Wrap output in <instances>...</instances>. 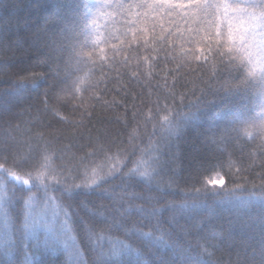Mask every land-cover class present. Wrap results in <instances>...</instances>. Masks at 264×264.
<instances>
[{"label":"trees","instance_id":"trees-1","mask_svg":"<svg viewBox=\"0 0 264 264\" xmlns=\"http://www.w3.org/2000/svg\"><path fill=\"white\" fill-rule=\"evenodd\" d=\"M131 2L0 0V184L10 192L13 174L34 172L47 141L56 150L50 163L74 182L91 178L90 169L82 177L81 158L92 151L101 177L71 191L54 184L60 210L41 204L33 185L26 229L18 204L7 217H17L14 231L0 216V264H75L70 237L82 246L81 264H264V169H247L249 149L225 127L235 118L260 122L261 83L226 97L208 80L210 65L192 60L177 73L169 47L151 35L150 51L97 47L126 29L118 3ZM137 63L144 74L134 79ZM230 154L247 170H230ZM217 173L226 187L208 186Z\"/></svg>","mask_w":264,"mask_h":264},{"label":"snow or ice","instance_id":"snow-or-ice-1","mask_svg":"<svg viewBox=\"0 0 264 264\" xmlns=\"http://www.w3.org/2000/svg\"><path fill=\"white\" fill-rule=\"evenodd\" d=\"M118 7L127 13L126 29L119 35L111 33L107 41L98 40L97 47L100 43H106L111 45L114 53H122L125 46L131 47L132 44H136L138 48L150 51L151 41L148 37L151 35L152 41H159L169 47L171 60L176 62L177 73L194 60L198 67L210 65L208 80H215L226 97L250 89L254 81L261 83L260 91L264 96V0H132L127 5L118 3ZM150 17L151 28L148 27ZM165 20L168 27H165ZM157 26L160 28L159 33L155 31ZM113 40L116 43H112ZM100 51L103 52L104 49L101 48ZM100 59L103 61L107 56ZM130 60V56L126 57L123 64L127 67ZM143 63L148 65V72L151 74L152 58L144 56ZM141 68V63L135 65L130 73L132 78L139 79L141 74H144ZM172 87L175 88V83ZM75 90L79 92L80 88L77 86ZM260 117L259 123L235 118L225 126L227 131L234 133L236 144L249 149L247 169L254 166L264 169V111L260 113ZM60 119L61 122H65L64 117ZM37 140H44L43 134H37ZM51 144L52 141L44 144L43 152L40 153L41 162L34 172H28L20 179H16L13 174L17 187L8 192L4 185L0 184V216L6 218V227L11 225L13 231L17 217L12 216L10 221L7 217L17 204L21 209L19 217L21 230L26 229L32 220V205L37 201L36 196L29 192L33 185L44 192V196L39 198L41 204L48 206L51 203L52 207L60 210V206L54 203V191H49L54 184L63 185L65 191H71L73 187L78 189L81 186L95 185L101 178L95 166L96 161L91 159L95 156V152L92 151L81 158L83 168L81 175L86 178L90 169L91 178L87 179V184L84 178L80 179L79 183L74 182L76 177L71 173H65L50 163L49 153L55 155L56 152ZM38 146L40 147L39 144ZM243 151L242 147L241 152ZM233 157L230 154L227 160L230 170L234 169L236 172L247 170L244 158ZM107 163L114 166L117 161L109 155ZM144 163L138 161L137 168ZM207 184L213 188L226 187L227 177L223 173H217L207 181ZM5 193L8 201L7 210L3 203ZM64 215L68 217L69 212L65 211ZM68 228L65 221L63 229ZM86 231L89 233V239H92L91 231L88 229ZM77 235L79 236L78 233ZM70 239L72 243L69 247L71 249L75 247L77 258L75 264H81L79 253L82 246H78L76 237Z\"/></svg>","mask_w":264,"mask_h":264}]
</instances>
